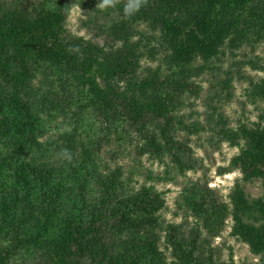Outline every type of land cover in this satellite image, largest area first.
Returning a JSON list of instances; mask_svg holds the SVG:
<instances>
[{
	"label": "trees",
	"instance_id": "16d2710c",
	"mask_svg": "<svg viewBox=\"0 0 264 264\" xmlns=\"http://www.w3.org/2000/svg\"><path fill=\"white\" fill-rule=\"evenodd\" d=\"M126 2L0 0V264H222L209 245L229 220L264 264V195L242 185L264 189V105L251 126L219 114L220 143L239 149L220 173L241 178L228 203L187 184L190 228L164 220L166 192L102 156L130 146L167 175L195 171L189 136L202 128L184 111L196 80L228 50L264 45V0H145L131 18ZM73 7L91 38L67 28ZM247 64L264 73V54ZM250 95L264 103V75Z\"/></svg>",
	"mask_w": 264,
	"mask_h": 264
},
{
	"label": "rangeland",
	"instance_id": "374dc122",
	"mask_svg": "<svg viewBox=\"0 0 264 264\" xmlns=\"http://www.w3.org/2000/svg\"><path fill=\"white\" fill-rule=\"evenodd\" d=\"M78 12H72L68 18L67 28L73 35L91 38L92 35L83 28L82 21L85 13L79 8ZM264 45L253 52L250 48H243L232 54L228 50L225 56L214 62V69L199 77L196 82L200 86L199 97L193 98L185 108V115L189 122L201 124V131L190 135L191 146L197 160V168L186 175H177L176 172L166 174V169L158 161L148 157H138L134 147H125L112 157L115 146H104L103 159L110 166L122 165L126 169L135 172L134 185L143 183L155 184L159 190L166 192L167 209L163 218L167 223L184 224L189 228L194 225V219L187 215L182 206V191L189 183H208L209 188L215 191L221 202L228 203L229 195L234 185L241 178L238 171L222 174L223 168L230 165L231 159L239 152L229 143L219 141L216 130L223 116L228 128H236L241 124L253 125L258 121L264 103L254 101L250 95V82L257 81L264 73L256 71L247 62L256 57H262ZM144 67H156L158 62L145 60ZM232 78L229 88L226 80ZM220 114V115H219ZM186 134H181L182 139ZM246 193L251 199L264 195V189L260 181L242 183ZM232 221H227V227L220 237L211 239L209 247L213 249L216 262L223 264H257L259 258L251 253L247 244L231 235Z\"/></svg>",
	"mask_w": 264,
	"mask_h": 264
},
{
	"label": "clouds",
	"instance_id": "9594fccd",
	"mask_svg": "<svg viewBox=\"0 0 264 264\" xmlns=\"http://www.w3.org/2000/svg\"><path fill=\"white\" fill-rule=\"evenodd\" d=\"M118 3V0H100L99 7L101 10H107L109 8H113ZM145 0H127L123 7V13L126 18H131L136 13L139 12ZM78 7H73L69 10V12H78ZM73 49H70L72 51ZM79 51V49H75Z\"/></svg>",
	"mask_w": 264,
	"mask_h": 264
}]
</instances>
